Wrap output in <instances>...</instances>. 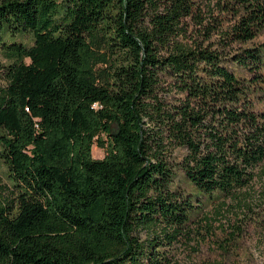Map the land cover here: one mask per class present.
<instances>
[{"label": "trees", "instance_id": "16d2710c", "mask_svg": "<svg viewBox=\"0 0 264 264\" xmlns=\"http://www.w3.org/2000/svg\"><path fill=\"white\" fill-rule=\"evenodd\" d=\"M200 1L0 0V264H163L138 234L188 219L174 167L226 198L264 174L231 67L264 83V0L216 3L226 28Z\"/></svg>", "mask_w": 264, "mask_h": 264}, {"label": "rangeland", "instance_id": "374dc122", "mask_svg": "<svg viewBox=\"0 0 264 264\" xmlns=\"http://www.w3.org/2000/svg\"><path fill=\"white\" fill-rule=\"evenodd\" d=\"M200 2L202 16L212 27H227L231 17L220 11V6H224L227 0ZM216 3L220 6L217 7ZM15 40L29 43L23 38ZM263 43L264 32L245 47H257ZM231 67L244 83H250L254 110L264 113V83L252 85L254 76L250 72ZM259 73L264 75V66ZM183 153L182 150L172 153L175 164ZM103 156L104 150L92 147L93 159H102ZM173 176L171 191L175 198L180 204L189 203L191 206L188 219L179 227H167L163 223L152 233L141 231L138 234L142 242L153 239L154 235L160 236L154 249L159 252L163 264H264V174L231 198L218 194L198 195L177 166L173 169ZM9 186L6 168L0 163V192ZM164 232L173 238L164 237Z\"/></svg>", "mask_w": 264, "mask_h": 264}]
</instances>
